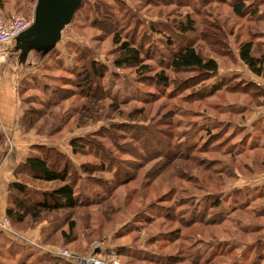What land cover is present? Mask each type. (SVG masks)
<instances>
[{"label":"rangeland","instance_id":"1","mask_svg":"<svg viewBox=\"0 0 264 264\" xmlns=\"http://www.w3.org/2000/svg\"><path fill=\"white\" fill-rule=\"evenodd\" d=\"M237 1L246 6L245 15L233 11ZM159 2L83 0L48 55L32 52L20 61L14 44L9 45L1 65L0 88L3 82L6 86L5 93L0 91V106L5 105L10 138L5 136L4 144L0 137V147L13 148L18 126L19 138L27 139L32 151L27 159L48 157L58 169L66 164L76 173L75 191L83 204L36 222L28 217L15 224L5 216L0 223L6 222L8 231L0 232V240L6 233L18 234L38 243L36 250H66L71 258L52 257L53 262L68 259L72 264L91 256L107 264H264V194L259 197L257 188L264 189V184L252 182L264 178V122L256 120L264 115V74H253L238 55L247 42L253 45L254 57L264 55V0ZM35 4L0 0V16L18 15L32 22ZM189 18L194 31L186 36L218 67L216 75L203 81L195 71L176 74L166 68L172 50L183 42L177 25ZM109 19L113 27L107 25ZM215 24L225 31V56L226 48L211 37ZM112 28L120 29L123 37L136 33V45L148 38L143 50H152L150 59H142L155 70L142 78L131 69L115 67L108 34ZM167 35L177 38L170 48ZM90 61L107 68L98 82L105 99L99 100L98 112L83 119L79 109L84 97L99 94L94 88L77 90L71 82L75 75L81 78V65ZM163 69L166 85L152 79ZM224 79L229 81L225 86ZM185 84L188 88L182 87ZM113 102L116 110L110 109ZM77 136L82 143L93 141L92 151L73 150L70 143ZM95 150H103L102 160ZM92 165H102V170L89 174L86 169ZM22 171L20 165L15 178L30 192L58 186ZM203 217L202 222L193 220ZM212 217L216 220L209 222ZM70 223L74 230L68 240L61 233ZM258 226L259 232L250 230ZM257 245L263 251L252 254ZM231 248L233 254L225 256ZM222 251L223 259H215Z\"/></svg>","mask_w":264,"mask_h":264},{"label":"trees","instance_id":"2","mask_svg":"<svg viewBox=\"0 0 264 264\" xmlns=\"http://www.w3.org/2000/svg\"><path fill=\"white\" fill-rule=\"evenodd\" d=\"M158 1H160L159 3L161 4V1L163 0H158ZM144 2H146V0H144ZM242 4H240L239 1H237L236 3L233 2L232 4L233 11L235 12V14L239 16L246 14L245 13L246 6ZM82 5H83V0L81 7ZM253 10L254 11L252 15L254 16L255 13H257V11H255V9ZM113 24L115 23L109 19V23L107 25L108 26L111 25V27H113L114 26ZM92 26L95 27L94 24H92ZM211 27L212 25H209L208 28L211 29ZM98 28L102 29L103 27L100 24L98 25ZM125 28H127V26ZM177 28L179 29L178 32L180 33L183 42L179 43L175 51L172 50L166 68L176 74L188 72V71H195L196 73H199L202 76V79H200V81L206 80L207 78L216 75L218 68L217 64L212 59H205L200 54V51L197 50L193 45L195 40L189 39L188 36H186V35H191V33L194 31V21L190 20L189 18L187 21H185L184 24H178ZM212 31L214 32L211 34L212 40H214L215 42L217 41V44H219L222 48H226L225 54L223 56L227 55L228 54L227 46H226V42L224 41L226 37L224 29H222V27H220L218 24H215L214 28H212ZM108 34L111 36L110 42L115 50L114 53L115 56L113 59V65L115 67L131 69L134 71L135 74H138L142 78L144 75H148L150 74V72L155 70V69H151L150 65L145 64L142 59V58H146L147 60L150 59L149 55L152 50L150 51L149 48L148 50L146 49L147 53L143 50L144 42L148 41V38L143 37V39L145 40L139 45H136V42L134 43L135 41L134 38L136 36V33H133L131 35L132 37L129 36L123 37L121 36L120 29L116 31V28L115 30L112 28V30ZM174 38L176 37H173L172 35H167V48H170V46L175 44ZM252 48H253L252 43H248V42L243 43L238 49L239 59L248 67V69L253 74L257 76H263L264 55H260V57H254ZM83 53L82 55H80V60L85 62L83 60L85 57ZM81 69L83 70V75L81 76V78H79L80 77L79 75H75V78L71 83L76 86L77 90L86 89V91H88L89 89L92 90V88H94L95 89L94 93L95 94L98 93L99 96L102 97V98H100L99 96L90 97V94L88 97H84V102L81 104V107L79 109V112L82 115H85L84 117H81L84 119L86 116L98 112L97 106L99 104V100L104 98L103 95L100 93L101 87L99 86L98 82H100V80L104 77L107 68L103 65L97 64L95 61H90L88 63H83L81 65ZM164 72L165 69L159 70L158 73H155V75H153L152 79L158 84L166 85L168 83V77L165 76ZM183 82L187 83L188 81H183ZM221 83L222 85L225 86L229 83V81L228 79H224ZM249 85H251L252 88L259 89L260 91H262L259 88L260 86L255 82H250ZM188 86H189L188 84H185L182 87L188 88ZM218 89H219V85H217V89L216 86H214L212 87V92ZM91 90H89V92H91ZM111 108L113 110H116L117 104L113 102L112 105H110V109ZM79 126H83V125H79ZM121 129L123 130L124 128ZM77 138L78 136L73 137V140ZM81 139H77L78 141L77 140L71 141L70 145L73 147V150H78V151L91 150V144L95 145L93 141H89V140L86 143H82L85 141ZM111 143L113 147L116 148L117 140L115 138H112ZM93 148H95V146ZM46 151L50 152L49 149H46ZM102 152L103 150L102 151L95 150L94 154H96V156H99V158L102 160V155H101ZM47 158L48 157L41 158L40 156H34L28 158L23 164L22 172L28 173V175L31 178H33V180H38L40 182H47V183H56L58 184V186L53 188L49 192L35 193V192H30L29 188H27L25 184L22 183L12 184L8 189L9 191L8 206L5 215L7 219L14 222L15 224L21 223L23 219H26L28 217H30V220L32 222L33 221L36 222L40 220L43 217V215L59 212L62 209H72L76 207V205L83 204V202L81 201V197L75 191L76 184L79 181V178L76 177V173L73 172L66 164L62 166L61 169H58L56 166H53V164H50ZM103 158H105L107 161L111 160L112 158L116 159L114 154L112 158L111 157L106 158L105 156ZM97 168L102 170V165L98 167L92 165L89 166L86 170L89 172V174H92L94 173L93 171L96 170ZM113 168H115V172L117 173L118 165L113 166ZM116 176H118V174H116ZM257 188H259V197H262V195L264 194V189H262V187H257ZM37 196L41 197V201L35 199ZM217 204L218 202H215L214 206ZM243 205L244 204L242 203L241 207ZM238 210H242V209H238ZM215 218L217 219V216ZM215 218L212 217V219L209 222L216 220ZM224 219H225L224 215L220 216L219 220L217 219L218 220L217 222H221ZM193 220L196 222H202L205 220V217L200 219L194 218ZM73 230H74L73 223H70L69 226H67V230L62 231L61 235L65 237V239H67L68 237L69 240L70 234L73 232ZM250 230L259 232L260 228L258 226V227H253V229ZM250 230L247 229L246 233H249ZM258 242L260 243L259 240ZM259 246L260 245H257L256 248L252 246L253 250L251 248V253L256 254L258 253V251H263V247L260 248ZM233 252H234L233 248L228 249V251L225 253V256H231ZM219 254L220 256L215 257V259L216 258L223 259V255H224L223 251ZM260 254H262V252ZM52 257L58 258L55 256ZM199 259H200L199 257H195L194 260H199ZM208 260L212 261L214 260V257L209 256ZM47 261L49 260L47 259ZM62 261L63 260L61 261L55 260L54 264H72L68 262V260L63 262Z\"/></svg>","mask_w":264,"mask_h":264},{"label":"crops","instance_id":"3","mask_svg":"<svg viewBox=\"0 0 264 264\" xmlns=\"http://www.w3.org/2000/svg\"><path fill=\"white\" fill-rule=\"evenodd\" d=\"M13 44L15 45V41L9 43L5 47V51ZM5 86V82H3L1 88L4 93ZM0 110V137H2V141H4L3 143L5 144V136L10 138L9 133L7 132L9 129L5 127V105L0 106ZM17 118H21V116ZM7 120H10L9 117ZM256 120L261 122L263 120L264 122V115L258 117ZM14 127V131H16L15 136L17 137L13 139L15 142L13 148L5 151L4 148L0 147V219L6 216L9 187L14 183H20V181L15 178V176L17 177V174H19L18 172H15V170L25 163L27 157H29V154L32 152L27 139L23 138V140L19 138L20 132L18 126ZM41 146H45V144H41ZM252 180L257 186L264 184V178H254ZM35 232L36 231H34V233ZM38 245V243H35V241H32L27 237L23 238L18 234L10 235L9 233H6L2 235L0 240V264H54L52 256H49L47 251L36 250ZM47 259L49 261H47Z\"/></svg>","mask_w":264,"mask_h":264},{"label":"water","instance_id":"4","mask_svg":"<svg viewBox=\"0 0 264 264\" xmlns=\"http://www.w3.org/2000/svg\"><path fill=\"white\" fill-rule=\"evenodd\" d=\"M81 4L82 0H36L31 26L14 40L18 60L23 61L32 52L41 57L52 52Z\"/></svg>","mask_w":264,"mask_h":264},{"label":"built area","instance_id":"5","mask_svg":"<svg viewBox=\"0 0 264 264\" xmlns=\"http://www.w3.org/2000/svg\"><path fill=\"white\" fill-rule=\"evenodd\" d=\"M32 22L18 15H11L8 18L0 16V75H1V65L6 60L5 47L13 42L15 38L31 26ZM8 231L7 223H0V232ZM51 256H56L62 259L71 258L66 250H58L56 252L47 251ZM79 259V258H77ZM68 260V259H67ZM79 264H107L105 262H100L95 256L87 257L86 259H79Z\"/></svg>","mask_w":264,"mask_h":264}]
</instances>
